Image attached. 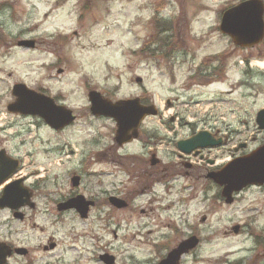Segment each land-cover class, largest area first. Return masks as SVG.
Listing matches in <instances>:
<instances>
[{
	"label": "rangeland",
	"instance_id": "rangeland-1",
	"mask_svg": "<svg viewBox=\"0 0 264 264\" xmlns=\"http://www.w3.org/2000/svg\"><path fill=\"white\" fill-rule=\"evenodd\" d=\"M239 1L0 0V143L26 173L38 171L30 182L41 179L45 194L24 223L0 218V239L28 249L9 264H103L104 252L114 264H156L191 235L199 244L180 264H264L262 189L251 186L225 204L203 178L172 174L177 148L165 142L157 157L169 166L168 180L141 193L150 180L132 160L145 151L142 142L117 151L128 158H102L114 142L115 122L91 115L87 96L98 91L111 101L139 97L154 104L157 114L142 125L159 137L171 128L185 137L190 126L182 128L181 118L218 131L226 137L211 149L219 163L253 151L264 143L254 120L264 109V67L256 64L264 63V39L240 48L218 29L221 12ZM201 62L208 64L203 74L196 71ZM19 83L71 109L75 121L54 131L37 115L9 113L12 86ZM72 173H82L86 194L98 197L115 186L120 197L129 196V207L98 205L85 219L74 210L56 217L55 200L72 189ZM49 237L58 248L41 250Z\"/></svg>",
	"mask_w": 264,
	"mask_h": 264
},
{
	"label": "water",
	"instance_id": "water-1",
	"mask_svg": "<svg viewBox=\"0 0 264 264\" xmlns=\"http://www.w3.org/2000/svg\"><path fill=\"white\" fill-rule=\"evenodd\" d=\"M219 30L222 34L227 35L236 46L253 47L259 44L264 38V3L262 0H242L227 8L222 13ZM32 45L33 42L31 41L18 43V46L31 47ZM12 95L15 97V101L7 105L9 112L37 115L55 129L74 120L71 110L54 105L51 99L28 89L23 84L14 85ZM88 99L90 112L93 115H102L115 120L117 127L115 141L119 145L129 141L132 136L136 137V128L145 116L156 114V110L152 106L140 105L137 98L110 102L103 98L99 92L90 91ZM255 123L259 129L264 130V109L257 111ZM130 130L131 134H129ZM220 142V139L214 140L207 131H200L193 137L179 142L178 148L189 153L195 148L218 146ZM9 163L14 166L11 165V170L6 173L2 171L4 166L0 165V183L6 180L15 169L16 162L10 160ZM208 177L222 187L221 195L227 204L233 202V193L239 192L244 187L264 185V144L246 155L225 163L219 171L208 174ZM77 180L76 176L73 177L72 184L75 185ZM9 188L7 187L4 191V205L16 208L18 206L15 202L16 197L9 193ZM89 204L90 202H84L73 206L79 210L81 217H85ZM119 205H124V203L121 202ZM64 206L70 207V204L67 203ZM197 244L198 239L195 236L188 237L179 242L157 264H179L181 256ZM16 251L20 253L21 249H16ZM6 254H10V251ZM100 258L105 264H113L114 262L113 256L108 254H103Z\"/></svg>",
	"mask_w": 264,
	"mask_h": 264
},
{
	"label": "flooded vegetation",
	"instance_id": "flooded-vegetation-1",
	"mask_svg": "<svg viewBox=\"0 0 264 264\" xmlns=\"http://www.w3.org/2000/svg\"><path fill=\"white\" fill-rule=\"evenodd\" d=\"M219 56H212L213 59H217ZM220 65L222 67V64L220 62ZM207 63H200L199 66H197L196 71L200 74H203L206 69H208ZM214 70H217V66L214 67ZM39 91V90H38ZM42 92V91H39ZM140 102L144 105L151 104L150 102H143L140 99ZM150 117H145V119H148ZM169 121L173 122L174 118L171 117L168 119ZM144 122H140L138 126V134L136 138L131 139V141L124 143L122 145H118L116 142H113L108 148L101 150V157L102 158H111L113 162L117 159L120 161V157L128 158L129 155L127 154H117V151L121 148H123L125 145L135 141L140 140L143 144L144 152L133 158L132 162L135 163L134 165L139 169V175L142 176L146 174L149 177V184L144 186L145 188L142 189L141 193L151 192L155 184H159L160 182H167V179L165 178V173H167V169L169 168L168 164H165V162H162L160 157H157V150L160 149L161 145L165 142L173 143L175 147H178L179 142H183L194 135H196L198 132L202 130H206L209 132L210 135H212L214 138H221V143L219 145H224L226 141V137L218 135V131H214V129L209 128L207 129H197L194 123H188L183 118L178 121V124L183 128L185 125L190 126L189 133L185 137H175V131L174 128H171V134L168 132L164 133V136L159 137L155 132H149L148 128L143 127ZM164 123V122H163ZM166 124L167 121H165ZM185 126V127H186ZM4 127H0V130ZM54 130V129H53ZM58 131V130H54ZM173 132V133H172ZM114 141V136H113ZM239 147H245V144H240ZM215 147H207V148H199L194 149L190 153H184L180 152L178 149L176 151L177 155V162L175 163L173 167L174 172L172 174L175 175H189L194 180H200L203 178L204 182H206V188L211 187V185L215 186L220 190V187L215 184L211 179L208 178V174L214 173L218 171L223 163L225 161H221L220 163L217 160L216 153H212L211 149ZM0 165L4 166V173L9 172L11 170V165L9 161L13 160L16 162L14 171L7 177L6 180L0 183V218L4 215L6 217H9L10 220H17L18 223H24V221L31 217L33 214L32 212L36 210L38 205V197L40 195H45L44 192L40 189L39 183L42 181L41 179L36 180L34 183L30 182L31 178L35 176L34 174H37L36 171H30L29 173H26L24 171V165L23 162H21V159L18 158L16 155L11 153L9 150L4 148L0 143ZM246 154V153H245ZM241 154L239 156L245 155ZM208 155V156H207ZM238 157L235 154H231V158ZM227 161V160H226ZM83 164L86 163L85 160L82 161ZM14 166V165H13ZM77 176L78 180L75 185H73L72 178ZM36 177V176H35ZM129 177L137 178L138 176H132ZM37 178V177H36ZM129 179V178H128ZM70 189L67 193L63 194L61 197L58 195V198L55 200L56 205V217L60 218V216L67 212V211H75L74 213L76 216H78L81 219L87 218L90 212V209H93L94 207H98V205H101L100 209H102V206L109 205L112 209H126L129 207L130 199L129 196H121L119 195V192L115 186H112V190L106 188H103L99 194L98 197H95L94 194H86L85 191H88L90 186L85 183L83 179L82 173H72L70 176ZM134 186V185H133ZM7 187L9 188V193L14 195L16 197V203L18 206L16 208H12L9 206L4 205L5 201L3 199L4 191ZM135 187V186H134ZM251 186L245 187L243 190L248 189ZM264 191V187H258ZM242 190V191H243ZM58 194V193H57ZM79 197V198H78ZM78 199H80L78 201ZM84 202H90L87 208V213L85 217H81V213L75 206H77V203H84ZM121 202L124 203V205H119ZM70 204V207H66L64 205ZM75 205V206H73ZM144 211L143 209L141 210ZM48 213H50V210H47ZM109 215V213H108ZM9 221V220H8ZM25 231V227H21L17 230L18 236L19 234ZM9 235H12L9 232ZM21 239H18V242L20 243ZM24 241V240H22ZM47 244H42L41 250L43 251H51L56 250L58 248V242L54 240L52 237L48 238ZM179 243V242H178ZM176 243L174 247L178 244ZM22 244V242H21ZM19 244V246L13 245L11 242H8L7 240L0 239V264H9L10 258L13 256H20L24 257L26 254H28V249L25 248ZM173 248V247H172ZM16 249H21V252L18 253ZM23 249V251H22ZM10 254H6V252H9ZM169 251V250H168ZM167 251V252H168ZM166 252V253H167ZM103 254H107V252H104ZM99 255L100 261L104 264V261L100 258L101 255ZM110 254V253H108ZM111 256H113L111 254ZM114 263H115V257ZM60 261H50L47 262V264H57ZM113 263V264H114ZM27 264H31L28 262ZM62 264V262L60 263Z\"/></svg>",
	"mask_w": 264,
	"mask_h": 264
},
{
	"label": "bare ground",
	"instance_id": "bare-ground-1",
	"mask_svg": "<svg viewBox=\"0 0 264 264\" xmlns=\"http://www.w3.org/2000/svg\"><path fill=\"white\" fill-rule=\"evenodd\" d=\"M258 66L264 67V63H256Z\"/></svg>",
	"mask_w": 264,
	"mask_h": 264
},
{
	"label": "trees",
	"instance_id": "trees-1",
	"mask_svg": "<svg viewBox=\"0 0 264 264\" xmlns=\"http://www.w3.org/2000/svg\"><path fill=\"white\" fill-rule=\"evenodd\" d=\"M156 25H157V24H156ZM157 26L159 27V25H157ZM159 32H160V30H159ZM158 41H159V40H158ZM158 41H157V42H158ZM153 43H156V41H154Z\"/></svg>",
	"mask_w": 264,
	"mask_h": 264
}]
</instances>
